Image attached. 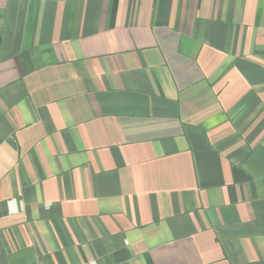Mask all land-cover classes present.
<instances>
[{"label": "crops", "instance_id": "0c3cea01", "mask_svg": "<svg viewBox=\"0 0 264 264\" xmlns=\"http://www.w3.org/2000/svg\"><path fill=\"white\" fill-rule=\"evenodd\" d=\"M0 264H264V0H0Z\"/></svg>", "mask_w": 264, "mask_h": 264}]
</instances>
